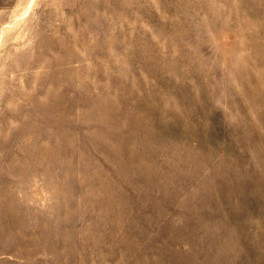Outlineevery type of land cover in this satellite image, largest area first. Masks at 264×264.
<instances>
[{
	"label": "rangeland",
	"instance_id": "374dc122",
	"mask_svg": "<svg viewBox=\"0 0 264 264\" xmlns=\"http://www.w3.org/2000/svg\"><path fill=\"white\" fill-rule=\"evenodd\" d=\"M0 264H264V0H0Z\"/></svg>",
	"mask_w": 264,
	"mask_h": 264
}]
</instances>
